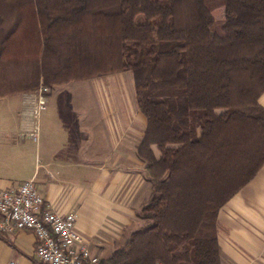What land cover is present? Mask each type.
Here are the masks:
<instances>
[{"label":"trees","instance_id":"1","mask_svg":"<svg viewBox=\"0 0 264 264\" xmlns=\"http://www.w3.org/2000/svg\"><path fill=\"white\" fill-rule=\"evenodd\" d=\"M2 1L0 98L132 74L154 182L146 227L101 264H221L218 213L264 165V0Z\"/></svg>","mask_w":264,"mask_h":264},{"label":"crops","instance_id":"2","mask_svg":"<svg viewBox=\"0 0 264 264\" xmlns=\"http://www.w3.org/2000/svg\"><path fill=\"white\" fill-rule=\"evenodd\" d=\"M73 82H88L98 96L83 105L80 101L69 103L70 111L63 115L62 123L67 135L57 144L51 141L28 147L12 140L5 128L9 117L5 100L18 96L24 105V118L16 133L30 129L36 117L32 105L37 100L25 101L24 94L0 98V190L16 191L33 179L43 208L74 214L78 233L91 254L103 263L127 243L132 233L146 227L138 214L152 190L146 168L136 155L143 133L139 132L136 113L122 112L121 104L107 106L111 99L101 82ZM258 103L264 108V92ZM216 228L221 264H264V165L220 209ZM36 247L31 231L0 233V264H40L35 258Z\"/></svg>","mask_w":264,"mask_h":264},{"label":"rangeland","instance_id":"3","mask_svg":"<svg viewBox=\"0 0 264 264\" xmlns=\"http://www.w3.org/2000/svg\"><path fill=\"white\" fill-rule=\"evenodd\" d=\"M210 10L215 24L220 26L223 21V7L221 2H211ZM12 23L13 17L11 16L10 7L6 2L0 0V37L8 31ZM94 79L104 85L105 94L111 99V102L108 101L109 104L107 106L119 107L121 104L120 108L122 112H127L131 115L136 113L139 132L142 131L143 133L145 130V124H143L144 118L139 114L136 108L132 74L130 72H121ZM39 90L40 89L24 94L27 98L25 101L34 102L38 100V97L45 98L46 95L49 94V91L44 93ZM95 90L97 91V89ZM95 90L89 87L88 82H73L64 86L52 88L48 97L44 99L42 108L39 109L36 117L32 119L29 127L30 129L25 133L15 132L18 123L24 118V105H22L18 96L9 98L8 100H5V109L7 113H9L8 120L5 122V128L8 130L12 140L16 139L19 142H23L28 147L48 144L51 143V141L57 144L67 135L64 131L65 129L62 127V123L64 118L63 115L67 113L68 110L70 111L71 105L69 103L72 101L75 103L76 101H80L81 105H83L84 102L88 101L87 99L98 96V93ZM102 95L103 92L101 91L99 96ZM32 107V112L35 115L38 110L37 101ZM50 122L52 125L49 124ZM52 138H54V140ZM153 152L156 156L159 155L154 147ZM146 179L152 190L154 182L153 174L147 170Z\"/></svg>","mask_w":264,"mask_h":264},{"label":"built area","instance_id":"4","mask_svg":"<svg viewBox=\"0 0 264 264\" xmlns=\"http://www.w3.org/2000/svg\"><path fill=\"white\" fill-rule=\"evenodd\" d=\"M37 104L35 115L42 108L44 98L38 97ZM17 230H28L35 235V258L40 264H101L78 233L76 216L44 209L33 179L23 182L16 191L0 190V233Z\"/></svg>","mask_w":264,"mask_h":264}]
</instances>
